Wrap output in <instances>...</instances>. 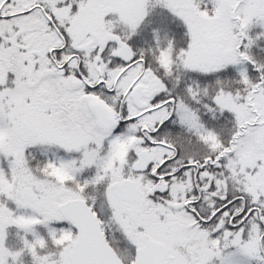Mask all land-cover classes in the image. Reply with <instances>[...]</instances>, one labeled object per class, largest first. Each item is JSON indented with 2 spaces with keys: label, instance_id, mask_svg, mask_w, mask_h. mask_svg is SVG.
<instances>
[{
  "label": "snow or ice",
  "instance_id": "obj_1",
  "mask_svg": "<svg viewBox=\"0 0 264 264\" xmlns=\"http://www.w3.org/2000/svg\"><path fill=\"white\" fill-rule=\"evenodd\" d=\"M0 264H264V0H0Z\"/></svg>",
  "mask_w": 264,
  "mask_h": 264
}]
</instances>
